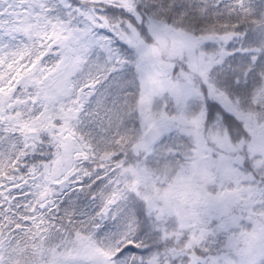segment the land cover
Here are the masks:
<instances>
[{"label":"snow or ice","instance_id":"snow-or-ice-1","mask_svg":"<svg viewBox=\"0 0 264 264\" xmlns=\"http://www.w3.org/2000/svg\"><path fill=\"white\" fill-rule=\"evenodd\" d=\"M0 264H264V0H0Z\"/></svg>","mask_w":264,"mask_h":264}]
</instances>
